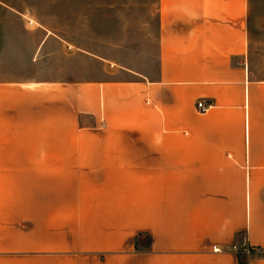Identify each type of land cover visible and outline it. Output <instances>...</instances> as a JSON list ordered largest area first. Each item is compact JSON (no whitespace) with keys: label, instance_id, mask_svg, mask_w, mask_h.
<instances>
[{"label":"crops","instance_id":"crops-1","mask_svg":"<svg viewBox=\"0 0 264 264\" xmlns=\"http://www.w3.org/2000/svg\"><path fill=\"white\" fill-rule=\"evenodd\" d=\"M155 6L151 41L101 49L6 5L0 264H264L249 0Z\"/></svg>","mask_w":264,"mask_h":264},{"label":"rangeland","instance_id":"rangeland-1","mask_svg":"<svg viewBox=\"0 0 264 264\" xmlns=\"http://www.w3.org/2000/svg\"><path fill=\"white\" fill-rule=\"evenodd\" d=\"M42 1L0 0V18L9 16L6 5H14L25 20L45 24L70 42L101 49L120 42L131 46L149 42L156 34V0H46V7ZM100 1L110 7L106 3L99 7ZM249 4L246 59L252 77L264 79V0ZM9 28L0 25V51L5 47L1 35L10 34ZM16 49L19 59L26 60L28 43L19 42Z\"/></svg>","mask_w":264,"mask_h":264},{"label":"built area","instance_id":"built-area-1","mask_svg":"<svg viewBox=\"0 0 264 264\" xmlns=\"http://www.w3.org/2000/svg\"><path fill=\"white\" fill-rule=\"evenodd\" d=\"M210 106H211V104L209 102H207L206 100H203V99H200L196 102V109L200 113H204V112L208 111ZM234 249L237 250L235 247H234ZM243 252L246 255H251L252 253H261L262 250L259 247H257V248H245V249H243Z\"/></svg>","mask_w":264,"mask_h":264}]
</instances>
